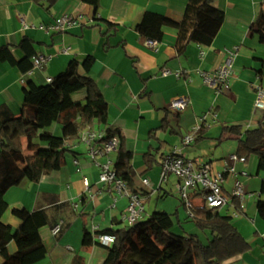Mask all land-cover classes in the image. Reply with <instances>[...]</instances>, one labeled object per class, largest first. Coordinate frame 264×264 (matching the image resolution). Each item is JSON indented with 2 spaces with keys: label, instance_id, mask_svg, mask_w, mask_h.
Segmentation results:
<instances>
[{
  "label": "crops",
  "instance_id": "0c3cea01",
  "mask_svg": "<svg viewBox=\"0 0 264 264\" xmlns=\"http://www.w3.org/2000/svg\"><path fill=\"white\" fill-rule=\"evenodd\" d=\"M188 1L100 0L95 14L94 8L83 0L61 1L50 11L34 0H0V48L7 46L13 57L21 60L23 53L19 44L28 37L35 43L37 54L52 57L47 66L35 69L32 75L0 62V108L20 114L27 82L33 81L39 86L49 84L48 79L64 73L72 61L82 63L88 56L94 57L95 64L88 76L96 82L108 105L109 122L120 136L123 148L133 152L134 189L143 191L145 203L150 206L145 216L167 221L171 232L178 235L183 233L176 227L173 229L176 223L173 218L177 214L181 217L184 212L171 196L172 189L166 186L170 176L167 181H162L164 156L176 149L189 159L209 157L206 161H210L215 170H220L222 161L236 154L238 147V141L229 138L235 142L234 152L222 148L220 156L215 158L218 153L215 142L220 146L223 128L241 126L246 131L257 127L259 121L264 122V110L255 107L253 87H264V76L259 74L264 72V43L252 28L264 0H213L215 6L224 11L225 20L210 46L192 43L184 55H179L176 50L178 30L166 27L163 40L155 49L149 47L146 39L136 31L145 13L160 14L181 22ZM63 15L82 16V24L60 33L23 27L22 21L36 27L51 25ZM106 22L117 29L110 36L106 34ZM233 47H239L234 59V75L229 88L217 94L203 83L198 73L216 71ZM66 48L68 52L62 53L61 49ZM162 69H167L170 74L162 76ZM79 72L84 74L81 68ZM182 96L189 99L188 107L180 113L173 112L171 102ZM86 98V90L73 95L74 101L78 102H86ZM210 112L217 115L214 124L202 130L200 142L184 146L183 138L198 124L201 116ZM165 120L170 126L161 130ZM63 128V125L55 124L49 131L61 136ZM193 145L198 150L191 158L187 154ZM207 145H211L210 148L213 145L211 155L205 154ZM68 148L65 164L60 170L42 176L37 182L24 180L8 191L9 208L2 220L17 231L21 223L13 215L14 209L46 210L51 224L41 228L40 234L48 255L38 264H79V258L83 264H103L109 250L95 242V237L100 231L126 227L121 214L128 200L117 199L107 185L99 182L100 168L88 157V146L80 138ZM149 152L155 155L156 162L147 170L144 157ZM75 160L78 166L74 164ZM103 161V158L99 159V162ZM237 168L248 172L247 177L240 179L251 196L246 199L244 215L233 217L232 223L249 241L251 250L225 264H264V220L257 210V202L264 200V172L257 174L256 156ZM85 177L91 183L90 191L84 186ZM145 178L149 179L150 186L143 184ZM174 178L176 189L178 180ZM230 190L231 182L226 185V191L229 193ZM225 211L230 215V209L221 212ZM61 222L62 230L54 236L53 227ZM183 229L193 233L194 227L185 228L184 225ZM86 231L93 236L91 245L83 243ZM9 250L16 251L14 243L10 244Z\"/></svg>",
  "mask_w": 264,
  "mask_h": 264
},
{
  "label": "trees",
  "instance_id": "16d2710c",
  "mask_svg": "<svg viewBox=\"0 0 264 264\" xmlns=\"http://www.w3.org/2000/svg\"><path fill=\"white\" fill-rule=\"evenodd\" d=\"M48 11L65 0H34ZM100 0H83L98 12ZM225 20V13L217 8L213 0H189L181 22L156 14L145 13L136 31L145 39L160 43L166 27L176 28L178 36L176 50L184 55L190 44L210 46L215 40ZM108 25L107 35L116 32V26ZM264 43V5L252 25ZM23 53L16 60L10 49L0 48V62L17 67L23 74L32 68L33 58L37 55L35 43L25 37L19 44ZM95 64V58L88 56L82 63L72 61L67 70L53 79L52 83L37 85L27 82L24 88V105L20 114L7 108H0V256L2 264H38L45 260L48 251L41 238V228L51 224L46 210L28 211L14 209L13 215L21 225L14 231L11 225L2 220L9 208L6 195L10 189L24 180L37 182L44 175L58 171L65 164L68 146L79 140L86 129L96 126L110 138L118 135L109 122L108 105L101 96L96 82L88 76ZM84 74L79 72V69ZM260 77L264 72H259ZM86 90V102L74 101L73 95ZM64 126L63 134L56 136L49 131L55 125ZM170 122L165 120L160 127L167 129ZM153 134V133H152ZM201 135V133H200ZM198 136L196 142L201 141ZM234 138L238 141L236 155L248 162L257 157V174L264 172V122L257 127L243 130L241 126L224 127L220 141ZM147 170L156 162V157L148 153L144 157ZM133 152L123 148L122 142L116 157V170L134 189ZM264 192V185L262 188ZM183 206L188 211L185 202ZM259 216L264 220V200L257 202ZM193 216L188 215L196 228L202 232L175 234L168 228L169 223L155 216L142 220L132 227H121L100 231L99 234L113 235L116 240L108 248L109 255L103 264H225V262L248 253L251 244L233 225L228 211L206 207H193ZM181 226L180 217L175 215ZM58 224V223H57ZM56 224V225H57ZM54 225V227L56 226ZM53 227V228H54ZM183 228V227H182ZM205 237V238H204ZM15 244L16 251L9 246ZM83 243H94L93 236L85 232ZM83 264L81 259L77 260Z\"/></svg>",
  "mask_w": 264,
  "mask_h": 264
},
{
  "label": "built area",
  "instance_id": "2783aa9c",
  "mask_svg": "<svg viewBox=\"0 0 264 264\" xmlns=\"http://www.w3.org/2000/svg\"><path fill=\"white\" fill-rule=\"evenodd\" d=\"M83 17H74L72 15H63L54 24H42L39 27L23 22L24 28H38L46 32H65L68 29L82 24ZM149 47L155 49L158 45L146 39ZM68 48L61 49L62 53H67ZM239 47H233L227 51L228 58L214 72L199 71L203 83L212 88L217 94L224 93L230 86L231 79L234 75V59L237 56ZM50 55L37 54L32 61V68L25 75H32L35 69H42L51 61ZM162 76H167L170 72L162 69ZM53 79H48V83H52ZM256 93L255 107L258 110H264V87L262 85H254ZM190 101L187 97L182 96L175 99L170 104L173 112L180 113L186 109ZM217 119L214 112L201 116L198 124L183 138L182 144L186 147L193 144L205 127H211ZM80 140L88 146L87 155L95 162L99 168V182L107 185L116 195L117 199L126 198L128 204L121 214L122 221L128 227H132L140 221L144 220L146 203L143 191L139 188L130 189L128 183L118 175L116 170V155L121 147V138L119 135L108 137L106 133L100 129H86L81 132ZM103 158V162L99 159ZM74 164L78 166V161ZM247 161L236 154L230 155L223 164V168L216 171L210 161L203 159H189L179 154L176 149L167 153L162 161V181H167L170 175L177 178L176 189L178 196L185 202L190 216H193L192 209L194 204L192 198H202L207 209H230V216L240 217L244 215L246 209V199L251 196L241 176L247 177L246 170H239L237 165L245 166ZM84 186L87 191L91 190V183L88 178H84ZM145 186H150L149 179L142 180ZM231 182V190L226 191V185ZM77 207V205H75ZM63 223L57 224L52 233L57 236L62 230ZM116 240L113 235L97 234L95 242L105 246L112 247Z\"/></svg>",
  "mask_w": 264,
  "mask_h": 264
},
{
  "label": "rangeland",
  "instance_id": "374dc122",
  "mask_svg": "<svg viewBox=\"0 0 264 264\" xmlns=\"http://www.w3.org/2000/svg\"><path fill=\"white\" fill-rule=\"evenodd\" d=\"M218 143L219 142H215V145H217V149L215 150L216 152H218L217 154H216V157L215 158H217V157H219L220 155H219V153H220V151H221V149L222 148H224V149H227V150H231V152H234V147H235V142H234V140H230V139H228V140H222V142H221V144H220V146H218ZM210 146L211 145H207L206 146V153L205 154H209L210 153V150H212L213 151V145H212V148H210ZM232 148V149H231ZM204 149V148H203ZM197 147L195 146V145H193V147H192V149H191V151H189V153L187 154V156H189V157H191V158H193L194 156H196V154H197ZM230 152V151H229ZM209 155H211V153L209 154ZM255 156H252L251 158H254ZM208 158L209 157H207V158H205V160H208ZM224 162H225V160L224 161H222V166H223V164H224ZM223 167H221V169H222ZM220 169V170H221ZM216 171H219V169H217ZM175 181H176V179L174 178V175H170V181H169V183L166 185V186H168V188H170V189H172V191H173V194L171 195L177 202H178V204H179V206L180 207H182V210H183V212H184V214L182 213V215H181V220H182V222L183 223H185V224H183L182 223V225L180 226L178 223H177V221H176V218H173V219H175L174 220V222L176 221V223H175V225L173 226V229L176 227V229H179V230H181V232L183 233V232H185L184 231V225H185V228L187 227H189V226H193L194 227V229L192 230V232L193 233H197V234H199L201 237H202V232L200 231V230H198L197 228H196V226H195V224L192 222V220H190L189 218H188V215H189V213H188V211H186V209H185V207L183 206V204H182V202H181V199H180V197L177 195L178 193H176L177 192V189H175V187H174V185H175ZM192 202H193V204H194V206L195 207H198V206H203L204 205V201H203V199L202 198H192ZM146 206V211L148 212L149 211V208H150V206H148V204H146L145 205ZM154 205L153 204H151V207H153ZM146 219H148L146 216L144 217V220H146ZM189 221V222H188ZM183 227V228H182ZM184 234V233H183ZM205 238V237H204Z\"/></svg>",
  "mask_w": 264,
  "mask_h": 264
}]
</instances>
